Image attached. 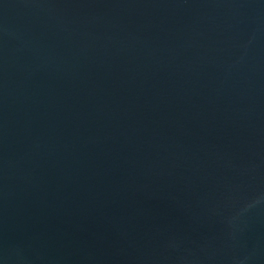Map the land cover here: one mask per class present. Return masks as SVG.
<instances>
[{
	"label": "water",
	"instance_id": "obj_1",
	"mask_svg": "<svg viewBox=\"0 0 264 264\" xmlns=\"http://www.w3.org/2000/svg\"><path fill=\"white\" fill-rule=\"evenodd\" d=\"M0 264H264V0H0Z\"/></svg>",
	"mask_w": 264,
	"mask_h": 264
}]
</instances>
